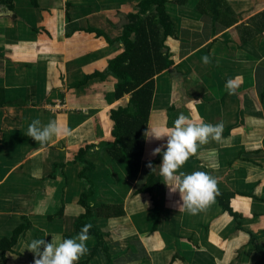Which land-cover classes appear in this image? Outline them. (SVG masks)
<instances>
[{"label":"crops","instance_id":"1","mask_svg":"<svg viewBox=\"0 0 264 264\" xmlns=\"http://www.w3.org/2000/svg\"><path fill=\"white\" fill-rule=\"evenodd\" d=\"M143 1L13 0L12 10L0 6V90L12 103L0 108V241L28 226L11 250L0 249V264H34L27 251L32 239L76 236L85 178L99 190L97 216L88 223L103 233L110 261L90 235L78 264H264V0L165 6L176 34L166 42L173 65L155 79L149 124L172 127L184 113L224 126L221 142L200 146L181 169L218 181L214 202L197 215L179 211V193L159 174L162 155L152 152L167 137L145 141L134 180L99 148L114 140L112 111L132 99L115 100L117 78L71 88L82 75L105 72L124 52L121 43L81 30L116 41ZM33 119L58 120L67 134L42 146L26 136ZM87 146L88 169L75 160ZM151 182L152 192H145Z\"/></svg>","mask_w":264,"mask_h":264},{"label":"trees","instance_id":"2","mask_svg":"<svg viewBox=\"0 0 264 264\" xmlns=\"http://www.w3.org/2000/svg\"><path fill=\"white\" fill-rule=\"evenodd\" d=\"M33 4L35 0H32ZM186 0H144L138 7V13L130 14L126 17V26L122 35L116 41L110 40L99 30L90 29L89 33L95 34L97 38H105L108 43H121L124 52L108 64L105 72H96L90 76H85L81 82L71 86L78 89L93 79H106L109 75H114L118 83L115 86L114 98L116 101L125 96H131L129 106L112 111V118L115 120L112 130L113 141L102 142L98 146L115 162L124 166L130 177L137 178L140 173L141 157L143 156L145 137L149 121L152 115L154 102L156 77L168 70L172 65V55L166 46L168 38L175 37V28L169 16L165 13L167 4H184ZM206 1V0H205ZM209 3L212 0H207ZM0 6L8 10L13 9V0H0ZM214 7V5H213ZM217 8V7H216ZM155 11L152 12V10ZM218 13V12H217ZM219 15V14H217ZM5 99L4 91L0 90V108L11 105ZM92 146H87L80 150L76 161L83 162L90 168L86 155ZM86 191L80 198V205L85 213L75 222V232L77 235L82 226L88 224L89 220L94 223L96 209L93 207L95 197H97L96 185L86 179ZM154 183L151 182L144 188L145 192H152ZM104 207V206H102ZM227 211L228 204L224 207ZM119 213H116V215ZM27 225L19 226L15 229L10 240L0 241L1 250H11L17 242L21 233L27 229ZM89 235H94L97 239V246L106 254L110 261L107 246L103 242V233L92 226Z\"/></svg>","mask_w":264,"mask_h":264},{"label":"clouds","instance_id":"3","mask_svg":"<svg viewBox=\"0 0 264 264\" xmlns=\"http://www.w3.org/2000/svg\"><path fill=\"white\" fill-rule=\"evenodd\" d=\"M203 62L209 63V58L205 56ZM228 88L230 93L235 91L232 81ZM223 127L222 122H195L184 113L179 114L172 127L148 125L144 133L146 140H163L167 137L166 145L155 148L152 155H162L159 174L170 192L179 193L182 202L179 204V211L197 215L214 202L218 194L217 179L204 171L189 174L181 169L191 157L198 155L200 146L212 141L221 142ZM66 134L67 130L58 120H49L47 124H42L39 119H33L26 132L27 137L42 146ZM147 166L153 172L156 169L151 162ZM91 228V223L83 225L73 238H64L54 233L50 235V242L43 238L32 239L27 245V251L34 254V264H78L88 251L87 241L90 239Z\"/></svg>","mask_w":264,"mask_h":264},{"label":"rangeland","instance_id":"4","mask_svg":"<svg viewBox=\"0 0 264 264\" xmlns=\"http://www.w3.org/2000/svg\"><path fill=\"white\" fill-rule=\"evenodd\" d=\"M87 28V27H86ZM90 29H92V28H88V29H82L81 31L82 32H86V33H89V30ZM89 34H91V35H94L95 36V34H92V33H89ZM122 35V34H121ZM102 38V37H101ZM108 42V41H107ZM85 76L84 75H82V79H81V81L83 80V78H84ZM119 108H122V107H119ZM118 108V109H119ZM117 110V109H116ZM116 110H114V111H116ZM99 161L101 162V163H103L102 165L104 166V162L102 161V160H100V159H95L94 160V163L96 162L99 166H101V164L99 163ZM131 178V180H134V178H132V177H130Z\"/></svg>","mask_w":264,"mask_h":264}]
</instances>
